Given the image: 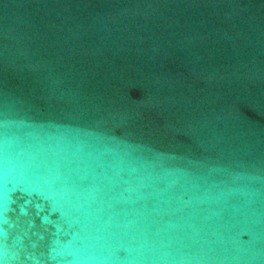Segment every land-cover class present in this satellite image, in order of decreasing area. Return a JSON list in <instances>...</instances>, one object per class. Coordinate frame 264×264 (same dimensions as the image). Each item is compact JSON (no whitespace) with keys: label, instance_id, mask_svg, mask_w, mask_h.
Masks as SVG:
<instances>
[{"label":"water","instance_id":"1","mask_svg":"<svg viewBox=\"0 0 264 264\" xmlns=\"http://www.w3.org/2000/svg\"><path fill=\"white\" fill-rule=\"evenodd\" d=\"M0 264H264V0H0Z\"/></svg>","mask_w":264,"mask_h":264}]
</instances>
